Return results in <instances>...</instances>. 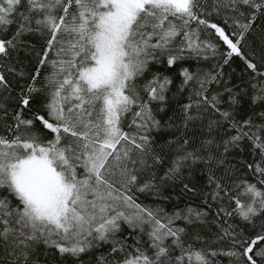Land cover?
I'll list each match as a JSON object with an SVG mask.
<instances>
[{"label": "snow or ice", "instance_id": "1", "mask_svg": "<svg viewBox=\"0 0 264 264\" xmlns=\"http://www.w3.org/2000/svg\"><path fill=\"white\" fill-rule=\"evenodd\" d=\"M0 264H264V0H0Z\"/></svg>", "mask_w": 264, "mask_h": 264}, {"label": "trees", "instance_id": "2", "mask_svg": "<svg viewBox=\"0 0 264 264\" xmlns=\"http://www.w3.org/2000/svg\"><path fill=\"white\" fill-rule=\"evenodd\" d=\"M234 67H235V65H234ZM225 71L228 72V71H230V70L226 68ZM238 74H239V69L237 68V69H236V73H235V75H238Z\"/></svg>", "mask_w": 264, "mask_h": 264}]
</instances>
